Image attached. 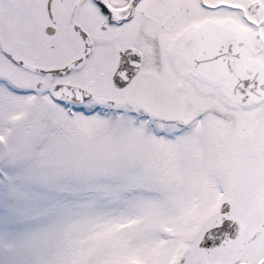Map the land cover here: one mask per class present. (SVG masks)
I'll list each match as a JSON object with an SVG mask.
<instances>
[{
  "label": "snow or ice",
  "instance_id": "1",
  "mask_svg": "<svg viewBox=\"0 0 264 264\" xmlns=\"http://www.w3.org/2000/svg\"><path fill=\"white\" fill-rule=\"evenodd\" d=\"M0 264H264V0H0Z\"/></svg>",
  "mask_w": 264,
  "mask_h": 264
}]
</instances>
